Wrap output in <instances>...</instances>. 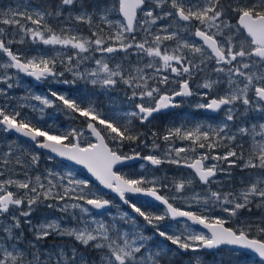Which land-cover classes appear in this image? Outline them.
Masks as SVG:
<instances>
[{
  "label": "snow or ice",
  "instance_id": "obj_1",
  "mask_svg": "<svg viewBox=\"0 0 264 264\" xmlns=\"http://www.w3.org/2000/svg\"><path fill=\"white\" fill-rule=\"evenodd\" d=\"M0 25L12 28L7 32L0 27V53L5 57L0 58V131L28 138L47 150L49 160L59 157L83 166L130 209L120 211L72 171L33 173L40 153L9 143L7 151H0V264H172L180 251L198 253L191 264H209L203 250L225 245L264 261V0H107L99 5L93 0H45L35 6L24 0L15 8L0 9ZM79 25L87 26L90 34ZM25 38L75 51H13L12 45L25 44ZM89 61L95 67L81 70ZM65 72L73 79H62ZM21 73L36 81H83L106 93L119 90L129 107L106 113L91 98L95 92L72 97L51 89L49 95L29 92L19 98L38 101L39 107L11 105L8 90L20 86ZM193 96L205 101H198L197 109L222 112L220 121L185 120L163 134L149 129V146V133L138 131L136 123L151 124L158 114L181 107L178 98ZM26 107L37 114L35 119L23 111ZM49 108L83 117L86 126L62 130L48 124L44 116ZM184 141L186 145L176 146ZM125 144L136 147L124 152ZM143 148L149 153L143 154ZM141 160L147 162L139 164L143 170L168 164L187 167L193 174L169 178L152 171L130 176L116 170ZM236 168L248 172L247 182L238 178V188L232 183ZM221 174L224 179L218 178ZM197 181L206 188L203 194L193 188ZM137 194L153 198L163 211L144 210L129 198ZM177 201L198 205L201 211L186 210ZM41 206L70 213L75 225L64 226L59 217L34 222L32 215ZM109 206L118 210L117 215L109 213L111 222L91 214ZM253 208L261 216H241ZM217 210L227 216L212 215ZM140 218L152 228L151 235ZM165 221H175V228ZM230 222L235 226H226ZM193 225L203 226L207 234ZM52 236L71 237L87 253L75 245L45 250L43 242ZM156 236L160 243L153 242ZM211 264L225 262L214 259Z\"/></svg>",
  "mask_w": 264,
  "mask_h": 264
},
{
  "label": "rangeland",
  "instance_id": "obj_2",
  "mask_svg": "<svg viewBox=\"0 0 264 264\" xmlns=\"http://www.w3.org/2000/svg\"><path fill=\"white\" fill-rule=\"evenodd\" d=\"M24 2V0H0V9H7L9 7L11 8H15L17 7L19 4H22ZM29 3L33 4L34 6L37 5L38 3L35 2V0H28ZM94 3H96L97 5L102 4V3H106L107 0H93ZM113 19H122L119 15H114L113 17H111ZM96 18H94L95 21ZM233 23H235V21L233 20ZM31 26V25H29ZM56 27H59V25H54ZM0 27H5L7 32H11L12 28L11 27H7L4 25H0ZM104 28L106 29V32L108 31L107 26L104 25ZM79 29L81 31L84 32L85 35H89V29L87 26L85 25H79ZM12 37L10 36L9 39H11ZM20 35L17 34L15 39L19 40ZM26 39V43L25 44H13L12 48L13 51H23L29 55L35 54L37 52V50L40 51H44L47 52L49 54H52L53 51H61L64 54H72L73 51L72 49H62L59 46H57L55 49L52 48V46H45L42 44H32L28 38ZM193 40H195V42L199 43V40L195 37H192ZM0 58H5L3 57V54H0ZM96 58H100V54L97 53L96 54ZM120 55L116 54V56L114 57V59L119 60ZM132 60L136 59V54L133 53L132 54ZM83 67H87V68H92L95 67L94 63H92L91 61L87 62L85 65L82 66ZM60 70H63V68L61 67ZM10 72L14 73V70H10ZM169 75H173V74H169ZM62 79H67V80H71L73 79V76L71 73L65 72V75ZM197 79L199 80V77H197ZM20 86L19 87H14L12 89L8 90V96L10 98H12L10 100V104L11 105H15L17 103H24V104H30V105H36L37 107L40 106L38 101L35 100H20V97H24L26 96L29 92H31L32 94H42V95H49V89L53 90V91H57L59 93H66L69 96L72 97H79V96H84V95H90L91 93L95 92L96 94L94 96H91L92 99H94L98 106L102 109V111L104 112H110L113 110H118V111H127L128 110V104L126 102V98L123 95V92L117 90V91H113L111 93H106L103 90L100 89H94L93 86H91L90 84H85L83 81H78L76 84H62L56 81H44V83H37L35 81L29 80V79H25L24 77H22V75L20 74ZM174 86V85H171ZM0 87H4L3 84H0ZM219 91H223V86H221V88L219 89ZM110 97L112 100L116 101V104H112L110 101ZM205 102L203 100H201L200 97L197 96H193L191 98H186L185 99V104L187 105L185 109L186 114L184 115H178V117L181 118V120H179L178 123H172L169 124L168 127L172 126L173 124L179 125L181 122L187 120L190 122H195V121H208L211 123H216L219 122L223 113L221 112L218 116L216 117H212L210 114H202L201 110L202 109H197L195 107V104L197 102ZM3 99L0 98V103H3ZM118 105V107H117ZM23 111L25 113H27L28 115L32 116L34 119L36 118V113L31 112L30 108H24ZM64 118L65 121H69L67 126H63L60 125L58 122L59 118ZM189 119V120H188ZM44 122L48 123V124H56L60 129L64 130V129H70V128H84L85 125V118L80 117L78 115H76L75 117H71L69 115H67L65 112L59 111L56 108H49L46 109V114L44 116ZM152 130L158 132V128L154 127L152 128ZM12 134H7L4 133L2 131H0V151H7V144L12 143L14 147L16 146H20L23 149H25L27 152H39L40 153V163L38 165L37 168H34L32 170L33 173L39 172L40 174H44L45 169H54L57 172H67V171H72L76 177L78 179H86L90 181V186H91V190L93 193H99L101 195L104 196V198L107 197V193L102 191L98 185L91 180L89 177L86 176V174L81 171L80 169L76 168L75 166H72L70 164H66L64 162H61L57 159H53V160H49L48 159V153L42 152L41 150L37 149L34 147L33 144L20 139L16 136H11ZM85 135H88V133H85ZM89 139H91V137H89ZM149 144L151 143V136L148 138ZM158 143H160L159 140H157ZM187 142H177V147L179 146H184L186 145ZM162 146V145H161ZM164 146V145H163ZM162 146V147H163ZM248 142L247 139H245L244 142V150L247 153L248 151ZM237 151H240V149L238 148ZM19 166H17L16 171H19ZM154 171L155 174L157 176H161L166 174L169 178L172 177H176V178H188L192 176V170L187 168V167H177L175 165H162L159 167H155V166H151L148 165L147 170H143L140 169L139 166L137 167H127V170L121 172L122 174H128L130 176H138L140 174H146V172H152ZM243 177L245 179V182H247L248 180V172L247 171H241L240 169L236 168L233 169V185L235 187H240V181L238 178ZM18 178L23 179V176H19ZM219 179H224L223 175L221 174L219 177ZM212 189L215 190L217 185L213 184ZM227 185H225V190H227ZM193 188L195 189V191L200 192V193H204L206 191L205 186L201 185L199 182H196L193 185ZM189 193L187 194H190ZM168 195H172L173 190L169 189L166 190ZM132 202L137 203L138 206H141L144 210H151L153 212H161L163 211V208L159 205L150 203V202H146L144 200L140 201V199H136L133 197H129ZM116 205H119V210L120 211H130V209L126 206V205H122L120 203V201H115ZM177 206L179 207H183L186 210H192V211H201L200 206L198 205H191V207H189V205L184 202V201H177L176 202ZM90 207V206H89ZM78 211V210H76ZM117 208L113 207L111 211H109L108 213L101 215L105 220L111 222V216L109 215V213H111L112 215H117ZM93 216H97L100 217L99 215H96L95 212L92 210L91 213ZM212 215H219L222 217H226L227 214L226 213H222L219 210L215 211L212 213ZM242 217H250V218H255V217H259L261 216V211L253 208V211L251 213H248L247 211H244L241 213ZM45 217H47L49 220L51 219H56V218H62V224L64 226H74L75 222L73 220H71L70 217V213H62L60 211H58L57 209H49L46 206H41L39 207L32 215V219L34 222H39L40 220L44 219ZM235 223H239V221H236ZM235 223L230 222L229 225L231 227L235 226ZM140 224L144 226L145 231L147 234L151 235L153 233V230L150 226L144 224V221L142 220V218H140ZM164 224H172L175 228L176 226V222L174 221H165ZM194 227V226H193ZM195 230L197 231H203L201 229H198L196 227H194ZM206 234L207 232L204 231ZM162 240V238L156 236L154 237V243H160ZM59 245H64V246H71V245H75L81 252H86L85 249L83 248V246H81L78 242H76L73 238L71 237H60V236H52L50 238H48L46 241L43 242V248L45 250H50L53 249L54 246H59ZM169 247L174 248L175 246L171 245L169 242ZM228 251V250H226ZM195 257L198 255V253H194L192 251H190ZM236 255L235 258L238 262V264H263L260 263L259 261L254 260L253 258H251V256H247V255H239V252H235ZM92 256H96V253L93 252L91 253ZM202 258L207 260L209 262V264H211V262L214 259H219L220 258V254H218L217 257L215 256H211L207 259L206 257V252L203 251V255ZM194 260V259H193ZM225 264H227L225 262Z\"/></svg>",
  "mask_w": 264,
  "mask_h": 264
},
{
  "label": "flooded vegetation",
  "instance_id": "obj_3",
  "mask_svg": "<svg viewBox=\"0 0 264 264\" xmlns=\"http://www.w3.org/2000/svg\"><path fill=\"white\" fill-rule=\"evenodd\" d=\"M35 2L38 3V4H43L45 2V0H35ZM101 27H104V25H101ZM105 31H106V29H105ZM171 87L174 88L176 86L174 85V86H171ZM129 95H130V93H129ZM189 98H191V97H189ZM178 99H182L183 100V103H182L181 107L170 109V110H167L165 113L158 114L156 119L151 124H139V123H136L137 130L140 131V132L149 133V129H152V128L156 127V128H158V133L163 134L169 124L178 123L179 120H181V118L178 117V115L186 114L185 109H188V108H186L187 105L185 104V99L186 98H178ZM201 112H202V114H210V113L206 112L204 109H202ZM175 114H178V115H175ZM210 115L212 117L218 116V115L215 116V115H212V114H210ZM149 137H150V133H149V136L147 137V139ZM150 145H151V143L149 144V146ZM134 147H136L135 144H125V146L123 148V151L124 152H128L131 148H134ZM142 150H143V154H148L149 153V148H143ZM140 163H147V162H144V161L141 160V161H138L137 163H135L133 165L123 166V167H120V168H118L116 170H118L119 172H123V171L127 170V167H137V166H139ZM162 194H165V191H162ZM106 198H108L109 200H112L114 202L115 201H119L117 199L118 197L112 195L109 192L107 193V197ZM136 199L139 200L140 198H136ZM142 200H144V199H140V201H142ZM144 201H146V200H144ZM146 202H148V201H146ZM153 204H156V203H153ZM156 205H159V204H156ZM159 206H161V205H159ZM112 208H113V206H112ZM112 208H111V210H112ZM175 248H176V246L173 249H175ZM226 250H228V249H219L217 251H209V250H203V251L206 252L207 259L209 257H211V256L217 257L218 254H220V258L219 259L224 261V257L223 256H225V254L227 253ZM85 251H87V250H85ZM91 253H93V252H91ZM186 254H187L188 257H191L190 259H194L195 258V256L190 251L186 252ZM234 254H235V252H234ZM251 258H253V257H251Z\"/></svg>",
  "mask_w": 264,
  "mask_h": 264
},
{
  "label": "water",
  "instance_id": "obj_4",
  "mask_svg": "<svg viewBox=\"0 0 264 264\" xmlns=\"http://www.w3.org/2000/svg\"><path fill=\"white\" fill-rule=\"evenodd\" d=\"M198 39H199V38H198ZM15 71H16V70H15ZM21 74H22L24 77H26V78H32V77H29V76H27V75H25V74H23V73H21ZM33 79H34V78H33ZM38 82L41 83L42 81H38ZM207 111H210V110H207ZM210 112H211V111H210ZM214 114H217V113H214ZM10 134L17 135V136H19V137H21V138H23V139H26L27 141H29L30 143L33 144V142H31L28 138H25V137L21 136V135L18 134V133L11 132ZM37 149H38V148H37ZM39 150H42V151L47 152V150H43V149H39ZM47 153H48V152H47ZM52 155H54V154H52ZM56 158L59 159V160H62V161H65V162H68V163L74 164V165H76L77 167L81 168V169L86 173L87 176H89L90 178H92V179H93V180L99 185V187H100L102 190H104V191H108V192H110L112 195L116 196V194L113 193L111 190H109V189L105 188L104 186L100 185L99 182H98V181H97V180L91 175V173H89V172L87 171V169L84 168L83 166L78 165V164H75V162L68 161V160H66V159H64V158H59V157H56ZM135 162H137V161L127 162L126 164H132V163H135ZM126 164H125V165H126ZM117 167H121V166H117ZM134 196H135V197L145 198V199H147V200H149V201L155 202V201L153 200V198H150V197H146V196L139 195V194L134 195ZM156 203H159V202H156ZM90 207H91V206H90ZM110 207H111V206H109V208L107 209V211H105V210H93V211L95 212L96 215L101 216V215H104L105 213H107V212L109 211ZM194 226H197V227H199V228H201V229H203V230H205V231H208L207 229H204L203 226H201V225H194ZM226 226H228V225H226ZM228 227H229V226H228ZM224 247L230 248V249L235 250V251H242V252H244V253H246V254H248V255H250V256H253L254 258H256L257 260H259L260 262H262V263L264 264V261H262L258 256H256L254 253H252V252H250V251H248V250H239L236 246H227V245H225V246H221L219 249L224 248ZM217 250H218V249H216V250H209V251H217Z\"/></svg>",
  "mask_w": 264,
  "mask_h": 264
},
{
  "label": "trees",
  "instance_id": "obj_5",
  "mask_svg": "<svg viewBox=\"0 0 264 264\" xmlns=\"http://www.w3.org/2000/svg\"><path fill=\"white\" fill-rule=\"evenodd\" d=\"M58 122L60 125L63 126H67L69 123V121H65V119L61 117L58 119ZM179 253L180 254H178L177 258L172 262V264H191L193 259H190L191 257H188L186 252L180 251ZM234 255L236 254H234L233 251L228 250L225 256H223L224 262H226L227 264H229V262H231V264H237V260ZM239 255H244V254L240 253Z\"/></svg>",
  "mask_w": 264,
  "mask_h": 264
},
{
  "label": "bare ground",
  "instance_id": "obj_6",
  "mask_svg": "<svg viewBox=\"0 0 264 264\" xmlns=\"http://www.w3.org/2000/svg\"><path fill=\"white\" fill-rule=\"evenodd\" d=\"M22 75V74H21Z\"/></svg>",
  "mask_w": 264,
  "mask_h": 264
}]
</instances>
